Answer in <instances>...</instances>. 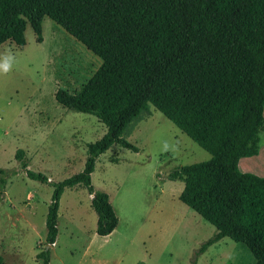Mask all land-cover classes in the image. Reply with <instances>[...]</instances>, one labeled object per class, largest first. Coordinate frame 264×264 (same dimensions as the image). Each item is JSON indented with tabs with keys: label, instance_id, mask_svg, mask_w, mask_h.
Instances as JSON below:
<instances>
[{
	"label": "trees",
	"instance_id": "16d2710c",
	"mask_svg": "<svg viewBox=\"0 0 264 264\" xmlns=\"http://www.w3.org/2000/svg\"><path fill=\"white\" fill-rule=\"evenodd\" d=\"M45 16L101 58L77 91L59 88L56 99L96 115L107 132L88 144L84 169L60 182L31 170L24 150L16 153L30 178L54 186L47 245L37 253L43 264L51 260L66 187L88 188L99 235L115 230L119 217L109 194L94 187L92 173L114 143L139 150L123 134L150 105L211 154L169 174L184 181L180 200L217 229L199 253L230 237L264 264V176L239 166L241 158L261 149L264 0H0V46L8 40L24 46L28 22L42 41Z\"/></svg>",
	"mask_w": 264,
	"mask_h": 264
},
{
	"label": "rangeland",
	"instance_id": "374dc122",
	"mask_svg": "<svg viewBox=\"0 0 264 264\" xmlns=\"http://www.w3.org/2000/svg\"><path fill=\"white\" fill-rule=\"evenodd\" d=\"M25 37L22 47L11 40L0 46V58H14L9 72L0 71V167L5 169L0 174L5 179L0 186L1 264H43L37 253L47 245L54 186L30 178L17 151L24 150L31 170L60 182L84 169L88 144L107 132L96 115L64 107L56 99L59 88L77 91L101 58L49 16L43 19L42 41L30 22ZM123 136L139 150L114 143L92 173L94 187L110 196L117 227L99 235L88 188L66 187L50 264H256L249 247L230 237L199 253L217 229L180 200L184 181L169 174L177 166L208 160L207 150L153 105ZM260 136V153L242 158L239 165L264 176V129Z\"/></svg>",
	"mask_w": 264,
	"mask_h": 264
},
{
	"label": "clouds",
	"instance_id": "9594fccd",
	"mask_svg": "<svg viewBox=\"0 0 264 264\" xmlns=\"http://www.w3.org/2000/svg\"><path fill=\"white\" fill-rule=\"evenodd\" d=\"M14 58L11 55H6L0 58V71L7 73L11 70Z\"/></svg>",
	"mask_w": 264,
	"mask_h": 264
},
{
	"label": "crops",
	"instance_id": "0c3cea01",
	"mask_svg": "<svg viewBox=\"0 0 264 264\" xmlns=\"http://www.w3.org/2000/svg\"><path fill=\"white\" fill-rule=\"evenodd\" d=\"M3 44H4V43H3ZM1 46H2V45H1ZM255 156H256V155H255ZM243 158H244V157H243ZM241 160H242V158H241ZM241 160H240V161H241ZM243 161H244V160H243ZM239 164H240V162H239ZM239 166H240V169H241L242 171H247V172H248V171H255V172L259 173L257 170H246L245 168H242L241 165H239ZM243 167H244V166H243ZM260 175H262V174H260ZM58 229H59V231H58V235H60V226H59V222H58ZM111 233H112V232H111ZM111 233H110V234H111ZM108 235H109V234H108ZM105 236H106V235H105ZM57 239H58V236H57ZM57 239H56V242H57ZM56 242H55V243H56ZM55 243H54V244H55ZM53 246H54V245H53ZM53 246H52V248H53ZM50 263H51V260H50ZM50 263H49V264H50Z\"/></svg>",
	"mask_w": 264,
	"mask_h": 264
}]
</instances>
